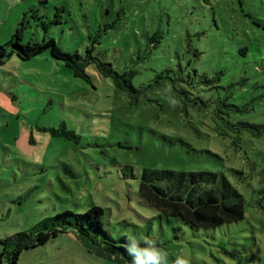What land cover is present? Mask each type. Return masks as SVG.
I'll use <instances>...</instances> for the list:
<instances>
[{
	"label": "rangeland",
	"instance_id": "obj_1",
	"mask_svg": "<svg viewBox=\"0 0 264 264\" xmlns=\"http://www.w3.org/2000/svg\"><path fill=\"white\" fill-rule=\"evenodd\" d=\"M19 1L11 12V0L0 6V45L21 32L22 45L51 38L66 53L136 71L141 92L133 99L93 64L90 82L74 78L48 51L0 64V255L6 238L96 205L109 235L151 241L167 264H264V132L244 133L236 148L206 111L147 87L189 65L218 78L219 88L199 92L204 100L227 96L247 110L239 118L264 126V0ZM62 124L73 139L44 131ZM143 169L223 174L243 195L244 219L175 231L139 197ZM123 263L68 230L22 249L16 264Z\"/></svg>",
	"mask_w": 264,
	"mask_h": 264
},
{
	"label": "trees",
	"instance_id": "obj_2",
	"mask_svg": "<svg viewBox=\"0 0 264 264\" xmlns=\"http://www.w3.org/2000/svg\"><path fill=\"white\" fill-rule=\"evenodd\" d=\"M21 36L22 32L0 45V64L12 54L26 61L48 51L54 60L62 62L71 70L74 78L90 82L86 67L93 64L102 77L111 79L116 88L127 92L133 99L141 92L132 82L137 73L134 70L120 73L110 63L94 58L90 54L84 59L78 54L66 53L51 38L41 44L22 45L19 38ZM241 53L245 55L246 49H242ZM188 67L189 65L185 68L179 67L177 71L164 70L158 73L152 84L147 87L167 90L170 95L182 101L186 111L188 108L206 111L210 116L214 133L219 137L230 138L236 148H242L244 133L257 137L263 134L264 126L239 118V114L246 113L247 110L230 103L227 96L204 100L199 92L219 88L218 78L201 75L196 70L190 72ZM44 131L68 139L75 137L63 124L60 131L56 129ZM131 176L134 178L133 174ZM138 195L147 206L156 210L159 220L168 224L175 222L178 225L175 231H183V227L197 231L214 230L244 219L243 195L223 174L143 169L139 176ZM103 214L101 207L93 205L85 213L75 214L66 211L46 218L26 231L6 238L3 242L4 251L0 255V264H5L3 263L5 254L6 264H16L22 249L42 245L68 230H73L84 241L89 251L123 261V264H132L133 258L126 250L129 238L114 239L109 235L103 228ZM138 241L142 247L146 246L144 240Z\"/></svg>",
	"mask_w": 264,
	"mask_h": 264
},
{
	"label": "clouds",
	"instance_id": "obj_3",
	"mask_svg": "<svg viewBox=\"0 0 264 264\" xmlns=\"http://www.w3.org/2000/svg\"><path fill=\"white\" fill-rule=\"evenodd\" d=\"M142 247L135 237H129L126 250L133 258L132 264H167V252L155 247L151 241L145 240ZM176 264H186V261L177 260Z\"/></svg>",
	"mask_w": 264,
	"mask_h": 264
},
{
	"label": "crops",
	"instance_id": "obj_4",
	"mask_svg": "<svg viewBox=\"0 0 264 264\" xmlns=\"http://www.w3.org/2000/svg\"><path fill=\"white\" fill-rule=\"evenodd\" d=\"M6 1H10V0H1V5L0 6H3L4 4H6ZM17 2H19V4H17ZM15 4H17V6H21V3H20V1L19 0H11V4H10V7H9V12H11L12 11V9H13V6L15 5Z\"/></svg>",
	"mask_w": 264,
	"mask_h": 264
}]
</instances>
